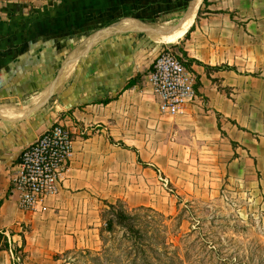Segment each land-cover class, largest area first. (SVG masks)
<instances>
[{"label": "crops", "instance_id": "0c3cea01", "mask_svg": "<svg viewBox=\"0 0 264 264\" xmlns=\"http://www.w3.org/2000/svg\"><path fill=\"white\" fill-rule=\"evenodd\" d=\"M203 1L0 3V234L10 246L21 244L17 232L30 223L24 239L33 252L42 230L34 225L35 215L18 210L11 180L21 151L55 118L71 131L72 152L67 179L45 201L41 216L48 220L41 223L49 224L52 217L55 226H67L71 233L94 223L87 192L92 185L110 182L122 155L135 166L136 150L150 147L145 141L155 124L168 129L148 84L151 64L166 43L182 46L187 59L198 63L189 68L198 80L186 110L189 121L180 123H194L204 138L224 131L236 144L239 160L243 154L252 158L264 179V80L251 75L264 68V32L250 31L259 23L243 19L247 28L241 33L228 13L213 12L233 0H207L209 12L198 16ZM243 66L251 70L241 73ZM120 141L125 148L118 147ZM243 173L238 168V175ZM64 238L73 245V234ZM12 260L11 249L0 250V264Z\"/></svg>", "mask_w": 264, "mask_h": 264}, {"label": "rangeland", "instance_id": "374dc122", "mask_svg": "<svg viewBox=\"0 0 264 264\" xmlns=\"http://www.w3.org/2000/svg\"><path fill=\"white\" fill-rule=\"evenodd\" d=\"M6 1L11 0L0 3ZM29 1L32 5L35 0ZM207 4L202 3L200 17L209 12ZM213 12L228 13L233 18V29L241 33L247 28L243 19L259 23L249 27L250 31L260 28L264 32V0H233L227 9L217 6ZM261 38L260 51L264 55V34ZM165 46L186 65L189 63V68L197 64L187 59L182 46ZM263 69H254L250 74L264 80ZM246 70L251 66H243L240 72L247 74ZM195 83L197 94L196 78ZM164 117L161 119L168 122V129L162 123L155 124L147 134L151 139L145 141L150 147L136 150L135 166L128 165L122 155L120 165L113 167L117 175L110 182L94 183L87 191L89 206H93L89 217L96 226L90 223L89 229L73 228L71 233L67 226H55L52 217L49 224H42L48 220L46 214L41 216L47 198L36 211L22 212L35 215L34 225L42 230H38L31 252L24 237L32 224L21 226L17 232L21 244H8L11 264H264V179L254 160L243 154L241 162L236 144L224 131L215 132V138L211 133L204 138L194 123H180L189 121L187 111ZM216 118L220 130V117ZM60 120L55 118L46 129L55 124L66 127ZM118 147L125 148L121 141ZM235 161L239 166H230ZM240 167L244 173L238 175ZM66 179L65 172L59 185ZM104 203L132 217L139 237L134 240L126 228L116 224L111 231L106 230L105 221L112 214ZM70 234L74 235L73 245H67L64 238Z\"/></svg>", "mask_w": 264, "mask_h": 264}, {"label": "built area", "instance_id": "2783aa9c", "mask_svg": "<svg viewBox=\"0 0 264 264\" xmlns=\"http://www.w3.org/2000/svg\"><path fill=\"white\" fill-rule=\"evenodd\" d=\"M151 94L158 99L159 113L166 117L186 114L196 97L195 78L172 48L162 47L149 72ZM71 132L55 124L26 146L18 157L11 183L21 212H34L45 199L58 193L72 152Z\"/></svg>", "mask_w": 264, "mask_h": 264}, {"label": "trees", "instance_id": "16d2710c", "mask_svg": "<svg viewBox=\"0 0 264 264\" xmlns=\"http://www.w3.org/2000/svg\"><path fill=\"white\" fill-rule=\"evenodd\" d=\"M203 3L206 5L207 4V0H204ZM200 11L201 10L198 11V16L200 14ZM191 30H192V28L190 29V31ZM191 62H195V61H191ZM184 65L189 70V63H188V65H186L184 63ZM213 69L214 70H220V69H223V68H213ZM104 204L109 208V211L112 214V217H109L105 221V228H106V230L111 231L113 229L114 225L116 224V225H119L120 227L126 228L128 230V232H129V234L131 236H133L132 238H134V240H135V238L139 237V235H140L139 231H135L133 229V224L132 223H133L134 220H133L132 217L124 214L121 210H118V209L116 210V208L114 207V205L106 204V203H104ZM1 241L3 243H1ZM0 245H1L0 246V250L1 251L8 250L9 249L7 239L2 234H0ZM226 260L227 259L222 260V261H220V263L221 262H226Z\"/></svg>", "mask_w": 264, "mask_h": 264}]
</instances>
